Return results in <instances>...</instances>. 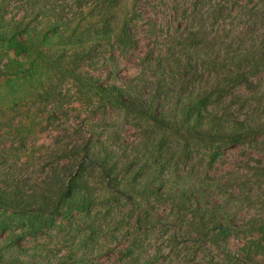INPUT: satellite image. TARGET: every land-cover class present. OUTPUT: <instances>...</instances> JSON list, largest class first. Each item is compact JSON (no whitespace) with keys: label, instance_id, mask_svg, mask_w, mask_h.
Returning a JSON list of instances; mask_svg holds the SVG:
<instances>
[{"label":"rangeland","instance_id":"1","mask_svg":"<svg viewBox=\"0 0 264 264\" xmlns=\"http://www.w3.org/2000/svg\"><path fill=\"white\" fill-rule=\"evenodd\" d=\"M121 3L135 39L125 50L106 38L68 66L73 50L22 55L0 42V188L58 189L83 176L96 200L56 214L1 209L0 264H264V137L205 151L169 128L107 110L76 81L135 83L146 93L156 79L184 83L186 92L219 88L221 114L264 121V0ZM4 12L77 32L102 17L78 0H0ZM239 71L249 86L229 85ZM105 149L111 175L84 160ZM177 164L182 176L193 168L211 178L201 199L190 186L181 195Z\"/></svg>","mask_w":264,"mask_h":264},{"label":"trees","instance_id":"2","mask_svg":"<svg viewBox=\"0 0 264 264\" xmlns=\"http://www.w3.org/2000/svg\"><path fill=\"white\" fill-rule=\"evenodd\" d=\"M78 1L95 4L102 10L101 19L77 32L68 25L62 29L57 28L56 24L39 27L33 24L31 12L24 14L18 20L8 18L4 12L0 13V42L22 55L34 54L36 51H43V48L53 47L73 50L72 54L65 56L70 60L68 66L76 64L85 50L91 49L94 44L106 38L115 37L121 50L133 46L134 35L128 13L124 11L121 0ZM76 81L81 84L87 83L94 96L108 107L107 110L112 108L128 111L152 122L157 127L169 128L176 139L205 151L215 148L228 149L251 138L264 137V121L247 122L233 119L216 110L220 103L225 102L223 89L198 88L195 89L197 93L193 90L186 92L189 88L184 83L176 84L156 79L153 82L149 81L150 88L146 93L135 83L124 87L104 85L95 77L83 78L81 75H78ZM229 85L249 86L250 78L247 77V73L239 71L230 80ZM108 152L109 150L105 149L98 154L89 153L84 160L94 165L99 164L107 174L111 175L112 166L106 159ZM67 167L68 165L63 166L64 169ZM179 168V164L173 168V176L176 183L185 179L181 195L188 197L187 187L190 186L192 193L201 199L203 193L200 189L211 186L206 180L211 178L208 176L199 178L197 173L194 174L193 168L185 170L182 176ZM84 179L82 176L68 185L64 182L58 189L48 184L31 192L0 188V210H12L22 215L34 211L56 214L63 207L78 209L92 206L96 200L85 189L87 182ZM210 221L215 223L214 220Z\"/></svg>","mask_w":264,"mask_h":264}]
</instances>
